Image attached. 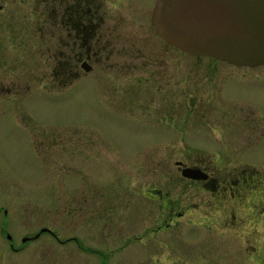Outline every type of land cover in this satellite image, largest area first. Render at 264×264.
I'll return each mask as SVG.
<instances>
[{
  "label": "rangeland",
  "instance_id": "374dc122",
  "mask_svg": "<svg viewBox=\"0 0 264 264\" xmlns=\"http://www.w3.org/2000/svg\"><path fill=\"white\" fill-rule=\"evenodd\" d=\"M105 2V26L117 29L107 48L114 55L109 62L103 57L89 74L79 64L82 78L74 83L55 78L58 63L71 68L68 74L74 64L69 37L62 33L56 40L52 5L0 3V231L6 225L17 246L24 245L23 252L11 253L0 233V264H157L151 242L134 237L148 214L130 205L126 192L150 185L154 173L177 171L176 161L187 155L217 149L221 127L215 113H201L197 99H182L181 91L201 89L187 83L183 88L177 80L214 75L215 64L209 61L215 58L164 49L152 24L157 0ZM134 48L141 49L142 58L171 61L172 90L179 99L147 92L153 81L150 67L118 70L133 63ZM220 71L236 78L223 85L219 102L212 99L204 106L239 102L264 114L263 78L227 64ZM136 73L142 80L131 82ZM115 76L121 80L113 81ZM166 140H172L170 149ZM250 150L242 153L264 163V126ZM124 196L126 204L119 200ZM113 205L119 206L117 214H110ZM44 228L51 233L23 243L24 236ZM182 232L195 239L209 235L197 223Z\"/></svg>",
  "mask_w": 264,
  "mask_h": 264
},
{
  "label": "flooded vegetation",
  "instance_id": "af4514ba",
  "mask_svg": "<svg viewBox=\"0 0 264 264\" xmlns=\"http://www.w3.org/2000/svg\"><path fill=\"white\" fill-rule=\"evenodd\" d=\"M11 1L23 0H0V3ZM36 1L52 5L56 40L59 41L62 33L70 39L67 49L70 50V62L74 64V71L68 74L71 68L68 69L61 61L55 70L57 80L65 79L62 78V69L64 71L67 68L68 72H64L68 74L70 82L74 83L82 78V73L78 71L79 64L80 68L89 74L95 70L103 57H106V62L111 60L114 53L107 52V48L117 29L105 26L109 14V5L105 0ZM160 40L165 45L164 49L176 48L161 37ZM131 55L133 63L118 65L119 71L140 72L142 66L150 67L153 81L147 92L152 97L179 99L177 92L172 90L174 76L170 60L164 57L142 58L141 49L135 48ZM209 62L215 64L214 75L204 74L201 77L196 76L193 80L184 77L177 80L183 88V84L187 83L195 90L201 89L198 93L181 91L182 99H197V102L201 103V113H215L217 125L221 127L220 137L216 139L217 149L201 150L200 157L187 155L192 163H188L186 158L177 160V171L170 169L154 173L150 185H140L125 191L132 197L129 200L132 201L130 205L140 207L141 213L148 214L144 228L134 237L140 242H151L157 264L162 262L159 258H162L165 264H264V163H256L250 155L242 153L247 151L246 153L250 154L252 144L259 140V133H263L264 114L258 113L250 105H240L239 102H234L233 106H219L216 109L208 106L212 99L219 102L223 85L236 78L221 73L222 64H227L230 70H252L248 75H244L254 79H264V65L236 66L219 59ZM84 65L90 67V70L87 71ZM254 69H258L255 74ZM120 78L115 76L113 81L121 80ZM141 80V75L136 73L131 82ZM156 86L157 90L153 92L151 89ZM205 104L208 105L204 106ZM191 108L198 109L196 106ZM166 146L170 149L172 140H166ZM185 168L200 170L201 180L185 177ZM124 199L125 196L119 200L122 202ZM118 212L119 206L113 205L110 214ZM192 223L200 225L209 235L201 234V237L196 239L184 235L182 229ZM0 233L8 241L11 253L24 251V245L17 246L6 225L2 224ZM35 236H24L22 241H33L37 239ZM112 253H116V250Z\"/></svg>",
  "mask_w": 264,
  "mask_h": 264
},
{
  "label": "water",
  "instance_id": "95a60500",
  "mask_svg": "<svg viewBox=\"0 0 264 264\" xmlns=\"http://www.w3.org/2000/svg\"><path fill=\"white\" fill-rule=\"evenodd\" d=\"M152 24L162 39L185 53L236 66L264 65V0H157ZM183 175L201 180L197 169L185 168ZM45 232L51 230L35 237Z\"/></svg>",
  "mask_w": 264,
  "mask_h": 264
},
{
  "label": "trees",
  "instance_id": "16d2710c",
  "mask_svg": "<svg viewBox=\"0 0 264 264\" xmlns=\"http://www.w3.org/2000/svg\"><path fill=\"white\" fill-rule=\"evenodd\" d=\"M62 73H63V76H62V78H65V79H63L64 81H66L65 83H70V78L67 76L68 74H66L64 71H63V69H62Z\"/></svg>",
  "mask_w": 264,
  "mask_h": 264
}]
</instances>
